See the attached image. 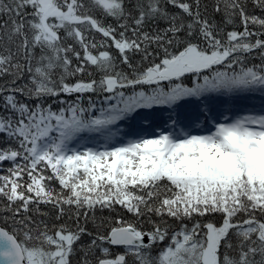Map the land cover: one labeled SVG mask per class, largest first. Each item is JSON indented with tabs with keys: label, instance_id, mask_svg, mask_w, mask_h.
<instances>
[{
	"label": "snow or ice",
	"instance_id": "snow-or-ice-1",
	"mask_svg": "<svg viewBox=\"0 0 264 264\" xmlns=\"http://www.w3.org/2000/svg\"><path fill=\"white\" fill-rule=\"evenodd\" d=\"M211 9L0 0V264H264V0Z\"/></svg>",
	"mask_w": 264,
	"mask_h": 264
},
{
	"label": "trees",
	"instance_id": "trees-1",
	"mask_svg": "<svg viewBox=\"0 0 264 264\" xmlns=\"http://www.w3.org/2000/svg\"><path fill=\"white\" fill-rule=\"evenodd\" d=\"M208 5V15L210 17L215 18V20L217 22H220L221 17L219 15H215L212 13V9H211V4H212V0H202V7L203 5ZM251 4H249V11H251ZM163 26V25H161ZM255 62H259L258 60ZM65 99H67L68 97H64ZM218 107H224V108H232L236 110L237 114L242 113L243 111L246 110H255V111H259L262 107H264V94H261L260 92H255V93H246V94H240L237 96H234L232 98H228V97H222L220 99H218L216 102ZM91 146V145H89ZM5 167H7L8 165L5 164ZM58 187V186H57ZM41 211L48 213L49 214V223L53 222L54 217H55V210L51 208V206H44L41 205L40 206ZM96 215L99 217L101 215H108L107 211L101 213L100 211L96 212ZM37 219H46V217H36ZM67 219V217H65V220ZM83 222V221H82ZM89 227H91V224L88 225Z\"/></svg>",
	"mask_w": 264,
	"mask_h": 264
}]
</instances>
